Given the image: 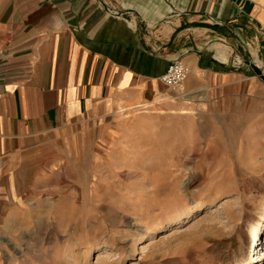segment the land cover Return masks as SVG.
<instances>
[{
  "label": "rangeland",
  "instance_id": "rangeland-1",
  "mask_svg": "<svg viewBox=\"0 0 264 264\" xmlns=\"http://www.w3.org/2000/svg\"><path fill=\"white\" fill-rule=\"evenodd\" d=\"M249 62L260 87L189 73L0 160V264H264V79Z\"/></svg>",
  "mask_w": 264,
  "mask_h": 264
},
{
  "label": "crops",
  "instance_id": "crops-1",
  "mask_svg": "<svg viewBox=\"0 0 264 264\" xmlns=\"http://www.w3.org/2000/svg\"><path fill=\"white\" fill-rule=\"evenodd\" d=\"M176 59L192 81L260 87L247 63L264 66V0H0V160L171 95L161 77Z\"/></svg>",
  "mask_w": 264,
  "mask_h": 264
},
{
  "label": "built area",
  "instance_id": "built-area-1",
  "mask_svg": "<svg viewBox=\"0 0 264 264\" xmlns=\"http://www.w3.org/2000/svg\"><path fill=\"white\" fill-rule=\"evenodd\" d=\"M189 73V66L181 59H176L169 64L166 72L162 75L161 78L166 85L176 90L184 83Z\"/></svg>",
  "mask_w": 264,
  "mask_h": 264
},
{
  "label": "water",
  "instance_id": "water-1",
  "mask_svg": "<svg viewBox=\"0 0 264 264\" xmlns=\"http://www.w3.org/2000/svg\"><path fill=\"white\" fill-rule=\"evenodd\" d=\"M249 63L251 67L253 68V70L255 71V73L259 75L262 79H264V70H262L260 67H258L256 64H254L251 61Z\"/></svg>",
  "mask_w": 264,
  "mask_h": 264
},
{
  "label": "bare ground",
  "instance_id": "bare-ground-1",
  "mask_svg": "<svg viewBox=\"0 0 264 264\" xmlns=\"http://www.w3.org/2000/svg\"><path fill=\"white\" fill-rule=\"evenodd\" d=\"M99 255H101V254H99Z\"/></svg>",
  "mask_w": 264,
  "mask_h": 264
}]
</instances>
